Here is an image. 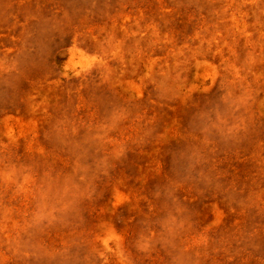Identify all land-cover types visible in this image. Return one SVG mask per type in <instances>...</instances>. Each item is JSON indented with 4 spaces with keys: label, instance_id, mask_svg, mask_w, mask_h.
<instances>
[{
    "label": "rangeland",
    "instance_id": "obj_1",
    "mask_svg": "<svg viewBox=\"0 0 264 264\" xmlns=\"http://www.w3.org/2000/svg\"><path fill=\"white\" fill-rule=\"evenodd\" d=\"M262 8L0 0V264H38L19 251L25 244L53 253L39 264H116L121 229L137 226L129 217L196 161L230 205L200 264H264ZM217 78L224 103L205 95ZM133 117L143 132L105 146ZM210 119L240 128L221 137ZM232 189L243 206L231 208ZM198 212L213 225L225 217L212 199Z\"/></svg>",
    "mask_w": 264,
    "mask_h": 264
},
{
    "label": "clouds",
    "instance_id": "obj_2",
    "mask_svg": "<svg viewBox=\"0 0 264 264\" xmlns=\"http://www.w3.org/2000/svg\"><path fill=\"white\" fill-rule=\"evenodd\" d=\"M245 3L255 4L256 0H245ZM261 5L264 6V0H261ZM238 7L239 4L224 5L225 9ZM261 23L264 24V16L261 17ZM226 86L223 80L217 78L207 85L205 95L211 100L215 93L219 97V102L224 103L229 97L220 95V91ZM127 118L126 113L125 120L120 124H124ZM132 120L133 122L123 128L113 143L105 146L122 145L124 140L129 138L123 135L125 132L130 135L142 133L143 126L138 122L139 117H133ZM209 126L216 128L219 136L230 137L238 132L240 123L216 122L210 119ZM117 130L118 125L112 129L111 134L115 135ZM111 155L112 152L105 150L106 157ZM199 165L200 161H196L189 164L183 174L165 178L152 194L146 197V208L135 210L136 215L129 217L128 223L135 221L137 226L131 232L127 228L121 229L122 245L112 252L116 264H145V261L147 264H200L199 249L209 244L213 229L219 231L224 226L225 218L230 214V205L219 199L222 186L215 182L211 169L206 170ZM232 193L234 195H231V208L243 206L245 200L237 198L240 193L236 189H232ZM88 194L90 192L84 195ZM208 199L215 200L216 204L224 209L225 217L217 225L212 224L211 213L201 217L198 212V205ZM26 226L32 231L46 227L44 223H29ZM19 251L26 257L37 258L38 264L43 258L53 256V253L46 249H33L30 244L23 245Z\"/></svg>",
    "mask_w": 264,
    "mask_h": 264
}]
</instances>
